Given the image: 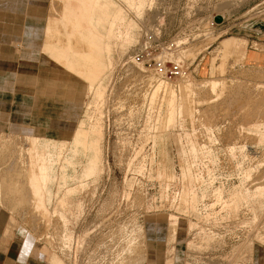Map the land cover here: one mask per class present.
Listing matches in <instances>:
<instances>
[{"label": "rangeland", "instance_id": "obj_1", "mask_svg": "<svg viewBox=\"0 0 264 264\" xmlns=\"http://www.w3.org/2000/svg\"><path fill=\"white\" fill-rule=\"evenodd\" d=\"M27 1L0 0V135L17 159L11 192L1 191L0 229L12 235L1 246L47 264H264V198L252 191L264 185V117L245 116L264 95V0H89L107 62L91 85L42 50L52 0ZM78 44L71 55L88 56ZM182 100L194 118L180 115ZM78 132L97 170L87 156L67 168ZM35 137L51 163L43 191L32 171L26 187L30 166L16 158L25 149L30 159ZM182 163L193 164L185 180ZM63 173L74 178L67 186Z\"/></svg>", "mask_w": 264, "mask_h": 264}, {"label": "bare ground", "instance_id": "obj_2", "mask_svg": "<svg viewBox=\"0 0 264 264\" xmlns=\"http://www.w3.org/2000/svg\"><path fill=\"white\" fill-rule=\"evenodd\" d=\"M130 1L131 0H128V2L130 3ZM27 2H29L30 3V5L31 6H34V3L36 4V3H38V0H29V1H27ZM149 2V1H148ZM126 3H127V0H126ZM134 3V2H133ZM143 3H145V2H143ZM28 4V3H27ZM91 2L89 3V0H52V2H51V5H50V11H51V13H49L50 14V17L52 18H50V20H52V22L54 23V24H57L58 23V20H62V21H64V22H66V23H71V24H73V23H78V25L79 26H82V27H84V28H86L87 26H89L90 24H91V20H92V18H91V11H92V7H91ZM130 4H132V3H130ZM128 5V4H127ZM136 5H137V3H136ZM139 5V4H138ZM142 5V4H141ZM39 6H42V5H39ZM131 6H133V5H131ZM141 7V6H140ZM143 7H146V6H143ZM137 9H138V6H137ZM142 9V8H141ZM144 9V8H143ZM139 10V9H138ZM49 11V12H50ZM135 11V10H134ZM36 16H37V14H35ZM117 16V15H116ZM118 17H119V15H118ZM97 19H99V18H97ZM115 19V18H114ZM152 19V18H151ZM149 20V19H148ZM117 21V20H116ZM115 21V22H116ZM122 21V20H121ZM154 21V20H153ZM153 21H152V23H153ZM96 22V21H95ZM114 22V21H113ZM141 23V22H140ZM147 23H148V21H147ZM71 24L69 25V26H71ZM118 25H120V24H118ZM128 25V24H127ZM116 26V25H115ZM55 27V26H54ZM65 27V26H64ZM117 27H119V26H117ZM123 29V28H122ZM57 30V29H56ZM55 30V31H56ZM115 30H117V29H115ZM71 31V30H70ZM75 31V30H74ZM51 34V33H50ZM111 34V33H110ZM113 34H115V33H113ZM72 37L75 39V42L77 43V42H79V43H81L82 42V39L85 37V35L84 34H72ZM116 36H114V38H115ZM113 38V37H112ZM84 39H86V37L84 38ZM72 41V40H71ZM239 41V40H238ZM241 41V40H240ZM243 42V41H242ZM228 44H224V46H223V48L224 49H227L226 51V53L227 54H232L233 53V51H234V48H235V43H236V40H233V39H231V40H229L228 42H227ZM228 45V46H227ZM67 46V45H66ZM230 48H231V50H230ZM107 49V48H106ZM73 50V48H72V45H70V47L67 49V53H63V54H59V56L58 57H55L56 59H58V60H60V62L62 63H65V64H67V68H69L70 70H73V69H75V65L73 64L75 61H71V59L72 58H74V59H76V56H77V54H75V55H71L72 53H71V51ZM87 50H89V49H87ZM238 50H240V48H238ZM109 52V51H108ZM237 52H239V51H237ZM236 52V53H237ZM108 54V53H107ZM245 54V53H244ZM233 55H235V54H233ZM71 56H72V58H71ZM236 56V55H235ZM242 53H241V56L239 57L240 58V60L242 59ZM245 56V55H244ZM235 58H237V56L235 57ZM238 58V59H239ZM87 59V62L88 63H90L91 61H90V58L88 57V58H86ZM109 63V62H108ZM79 64L80 65H82L83 67H88V66H86V64H85V62H79ZM108 66V65H107ZM260 70V69H259ZM258 70V71H259ZM260 74H262V73H260ZM89 76L92 78L91 79V81L93 80V79H95L97 76L96 75H94V74H90L89 73ZM212 81V80H211ZM181 83V82H180ZM212 83H214L213 81H212ZM158 85V84H157ZM159 86V85H158ZM165 86V85H164ZM173 88V87H172ZM178 88H180V87H178ZM187 88V87H186ZM212 90L210 91V92H212L214 89V87L212 88V86L210 87ZM217 88V87H216ZM258 88V87H257ZM256 88V89H257ZM264 88V87H263ZM262 88H260V90H261ZM164 90V89H163ZM186 90V89H185ZM158 91V88L156 87L155 89H154V91L151 93V97H150V99L152 98V100H153V97L156 95V92ZM162 91V90H161ZM225 91V90H224ZM254 92H256V91H254ZM259 92H262V90L261 91H259ZM171 93V92H170ZM256 93H258V92H256ZM263 93V92H262ZM212 94H213V92H212ZM221 94V93H220ZM220 94H218V96L220 95ZM255 94V93H254ZM261 93H259V95H260ZM160 95V94H159ZM237 95V94H236ZM258 95V96H259ZM171 96H172V94H171ZM188 96V95H187ZM261 96V95H260ZM262 96H264V95H262ZM261 96V98L260 99H257V103L255 102V104H254V106H252L253 107V110H252V108H251V112H247L248 113V115L247 114H245V116H249L251 113H252V115H250V116H253L252 118H257V119H259L258 121H260V119H262L263 117H264V97H262ZM220 97V96H219ZM173 98V97H172ZM149 99V100H150ZM170 99V98H169ZM189 99H190V97H189ZM210 99V98H209ZM216 99V98H215ZM214 99V100H215ZM173 100V99H172ZM213 100V101H214ZM219 100V99H218ZM228 100V99H227ZM248 100V99H247ZM151 101V100H150ZM179 101V100H178ZM210 101V100H209ZM216 101V100H215ZM166 102V101H165ZM170 102V101H169ZM172 102V101H171ZM171 102H170V104H171ZM199 102V101H198ZM227 102V101H226ZM230 101L228 100V103H229ZM249 102V101H248ZM152 103V102H151ZM167 103V102H166ZM165 103V104H166ZM175 103V102H174ZM184 100H182L181 102H180V105H179V112H180V115L183 117V116H190L191 118H194L193 116H192V111H191V109L189 110L188 108V105L189 104H187V107L186 108H184L185 106H184ZM189 103V102H188ZM211 103V102H210ZM213 103V102H212ZM186 104V103H185ZM152 105V104H151ZM176 105V104H175ZM175 105H173V106H175ZM208 105H209V102H208ZM207 105V106H208ZM178 106V105H177ZM228 107V106H227ZM167 108V107H166ZM173 109V108H172ZM246 109V108H245ZM250 109V108H249ZM249 109H248V111H249ZM194 110V109H193ZM208 110V109H207ZM215 110V109H214ZM222 110V109H221ZM168 111V110H167ZM171 111V110H170ZM217 111V110H216ZM174 112V111H173ZM195 113V112H194ZM250 113V114H249ZM173 114V113H172ZM178 115V114H177ZM194 115V114H193ZM166 116H167V112H166ZM208 116V115H207ZM164 117V116H163ZM172 117H175V116H173L172 115ZM179 117V116H178ZM189 117V118H190ZM195 117H196V115H195ZM165 118V117H164ZM168 119V121H170L171 120V117L169 116V117H167ZM177 119V118H176ZM181 119V118H180ZM183 119H184V117H183ZM182 119V120H183ZM251 119V118H250ZM173 120V119H172ZM191 120V119H190ZM185 121V120H184ZM193 121V120H192ZM191 121V122H192ZM173 122V121H172ZM194 122H196V121H194ZM262 122V121H261ZM182 123V122H181ZM193 123V122H192ZM191 123V124H192ZM165 124V123H164ZM169 124V123H168ZM167 123H166V126L168 125ZM170 124H172V123H170ZM170 127V126H169ZM209 128V127H208ZM168 129V128H167ZM211 131V130H210ZM193 132V131H192ZM212 132V131H211ZM194 134V133H193ZM230 135V134H229ZM78 136H79V138H80V140L79 141H74L72 144H71V147H70V159H68V161H69V164H68V166H67V168H71V169H73L74 170V167H76V164L78 163V165L80 166V162L81 161H78V158H83V157H85V156H87L88 157V162L90 163L89 165H91V166H94L95 168L94 169H96L97 170V164H98V160H99V156H97V152H95V151H93V150H91V149H89L88 147H86V143H87V140H86V134H85V132H78ZM253 138V137H252ZM190 141V140H189ZM193 141V140H192ZM11 144H12V141L7 137V136H1L0 135V153H1V151L4 153V154H2L3 156H1L2 157V159L3 160H5L6 162L4 163V164H6L4 167V169H2L1 170V168H0V201L2 200V189L4 190V191H10L11 189H10V185L13 183L12 182V175H11V171L14 169V165L16 164V163H9V161L11 160H13L14 159V157H13V155H14V153L12 154V150L14 149V147H11ZM18 145V144H17ZM198 146L197 145H195V142H191V147H190V152L191 153H193V159L195 160V159H197L198 158V155H197V151H199V149L197 148ZM28 148H29V153H30V159H28V160H26V162H25V159H24V155H25V149L23 150L22 148V150H19V152H18V156H16V158H18V162L21 160L22 161V164H23V166H25V165H28V166H30L29 168V170H27L28 172H25L26 173V177L24 178V180H23V182H25V185L27 184V178H28V176H32L31 175V171H32V174H33V178H34V184L35 185H37L39 188H41V190L43 191L44 189H45V187L47 186V184L50 182V180L52 179L51 178V175H50V167H51V163H49V162H47L46 160H45V158L43 159V158H41V155H44V151H41L40 152V150H39V148H38V139H37V137H35V138H33L31 141H30V143H29V145H28ZM15 150H13V152H14ZM202 151V150H201ZM91 155V156H90ZM60 157H61V155H59ZM183 156V155H182ZM20 159V160H19ZM3 160H1V161H3ZM15 160V159H14ZM17 160V159H16ZM16 160L14 161V162H16ZM193 160V161H194ZM20 161V162H21ZM8 162V163H7ZM17 162V163H18ZM20 164V163H19ZM57 164V163H56ZM18 165V164H17ZM193 165V164H192ZM192 165L191 166H189V165H187V164H185V163H182L181 164V171H182V176H183V178H184V180H185V176L186 175H189L190 174V169H192ZM21 166V165H20ZM90 166V167H91ZM89 167V170L90 171H86L85 173H83L81 176H82V178H84L85 177V175H88L89 173H91V171H92V167L90 168ZM3 168V167H2ZM19 168V167H18ZM28 168V167H27ZM24 170V169H23ZM15 172V171H14ZM21 173V172H20ZM22 173H23V171H22ZM69 173V172H68ZM71 173V172H70ZM197 173V172H196ZM16 174V173H15ZM23 175V174H22ZM18 176H19V171H18ZM88 177V176H87ZM60 178H62V180H63V183H64V186H67L68 184V181H70V180H72V179H74L72 176L71 177H67L66 176V174H64L63 173V175L60 177ZM199 178H200V176H199ZM13 179H15V177L13 178ZM21 179H23V178H19V179H16L15 181H17V182H19L20 184H21ZM260 179V178H259ZM76 180H77V177H76ZM168 180H169V178H168ZM14 181V182H15ZM82 181V180H81ZM253 181H255V180H253ZM258 181V180H257ZM22 182V183H23ZM67 182V183H66ZM17 183H15V185H16ZM29 184V183H28ZM27 184V185H28ZM258 184H260V183H258ZM258 184H256V185H258ZM18 185V184H17ZM27 185H26V187H27ZM21 186H23V185H21ZM20 186V187H21ZM260 186V185H259ZM256 187L255 188V190H252L253 191V193H254V195H257V196H259V197H262V198H264V185L263 186H261V187ZM17 187V186H16ZM33 187V186H32ZM167 187V186H166ZM15 188V187H14ZM19 188V187H18ZM23 188H25V187H23ZM29 189V191L30 192H28L29 194H31L29 197H31V199L32 200H34V202L31 200V202H33L34 204H33V206L35 207V209L36 210H38V211H40L41 209H42V202H39L37 199H38V193H37V191H36V189H30V187H28ZM16 189V188H15ZM19 190H21V189H19ZM25 190V189H24ZM23 190V191H24ZM4 191H3V194H4ZM14 192H15V190H13ZM16 191H17V189H16ZM23 191L21 190V192L23 193ZM167 191V190H166ZM246 191V190H245ZM11 192V191H10ZM70 192H72V190L70 191ZM250 192V191H249ZM18 193V192H17ZM68 193V192H67ZM73 193V192H72ZM7 194H8V192H7ZM11 194H13V193H11ZM19 194V193H18ZM6 195V194H5ZM5 195H3V196H5ZM27 195V194H26ZM69 195V194H68ZM72 195V194H71ZM9 196V195H8ZM11 196V195H10ZM21 196V195H20ZM25 196V195H24ZM141 196V195H140ZM28 197V198H29ZM5 198V197H4ZM13 198V197H12ZM17 198V197H16ZM11 199V198H10ZM190 199V198H189ZM216 199V198H215ZM9 200V199H8ZM19 200V199H18ZM22 200V199H21ZM29 200V201H30ZM250 200V199H249ZM7 201V200H6ZM11 201V200H10ZM14 201H15V199H14ZM26 201V200H25ZM219 201V200H218ZM190 202V201H189ZM3 203V202H2ZM14 203V202H13ZM10 204V203H9ZM11 204H12V202H11ZM23 204H25V203H23ZM79 204V203H78ZM185 204V203H184ZM183 204V205H184ZM5 205V204H4ZM19 205H20V203H19ZM27 205V204H26ZM60 205V204H59ZM13 206V205H12ZM21 206H22V204H21ZM30 206V205H29ZM28 206V207H29ZM32 206V207H33ZM64 206V205H63ZM3 207V206H2ZM18 207V206H17ZM29 208H31V207H29ZM185 209V208H184ZM263 209V208H262ZM9 210V209H8ZM10 210H12V208L10 209ZM31 210H32V208H31ZM5 212V211H4ZM32 212V211H31ZM46 212V211H45ZM33 213H35V212H33ZM59 213V212H58ZM65 215V214H64ZM35 217V216H34ZM58 217V216H57ZM61 217V216H60ZM173 219V218H172ZM174 220H175V218H174ZM64 222H66V221H64ZM41 226V225H40ZM35 227V226H34ZM65 227V226H64ZM28 239V241L27 242H25V244H26V246H28V243H30V238H27ZM66 242V241H65ZM138 245V244H137ZM30 246V245H29ZM48 247V246H47ZM27 248V247H26ZM50 248V247H49ZM23 249V248H22ZM51 251V250H50ZM30 253V252H29ZM19 254V253H18ZM27 259V258H26ZM49 260V259H48ZM51 262L52 263H54V264H64L63 263V261L60 259V258H58V257H53V259L51 260Z\"/></svg>", "mask_w": 264, "mask_h": 264}, {"label": "crops", "instance_id": "obj_3", "mask_svg": "<svg viewBox=\"0 0 264 264\" xmlns=\"http://www.w3.org/2000/svg\"><path fill=\"white\" fill-rule=\"evenodd\" d=\"M121 19H122V16H121ZM48 22H49L48 27L46 28L47 42L43 46L42 50L48 56L49 61L52 62L55 66L58 65L57 67L63 72H66L68 74L75 73V74L80 75L82 79L84 80V82L88 85L95 84L94 82L101 80L103 74L105 73V66L107 63L104 61V58H103L104 56L103 46H104V40H105L104 39L105 33L101 34L99 32V30L103 31V28H104V27H100L101 22H102L101 17H99L96 14L93 15L92 17L91 23L94 27L98 26L96 29L84 28L82 26H79L78 23L71 24V23H66L62 20H58L57 24H54L52 20L50 19ZM70 24L71 26H69ZM72 34H84L85 35L86 39H84L85 38L84 37L82 39V42L78 44L79 45L78 47L83 48L84 50L89 49L88 50L89 55L88 56H78L77 55L76 59L72 58L71 61H75L73 63L75 65V69L70 70V69H66L60 66L57 62H55L56 61L55 57H58L59 54L67 53V49L70 47V45L75 44V39L72 37ZM88 57L90 58V61H91L90 63L87 62L86 58ZM258 57L259 56L257 54L247 55V53L245 56L246 61L252 62L253 64H255ZM79 62L80 63L85 62L86 66L88 67L87 68L83 67L82 65L79 64ZM89 73L94 74L97 77L91 81L92 78L89 76ZM11 239H12V235H10V237L5 238L0 229V264H47V263H43L42 261L36 260L35 258L26 257V256L25 258L20 259L18 255H15L14 250L12 251L11 249L13 245L12 243H9L8 246H1L3 245V243Z\"/></svg>", "mask_w": 264, "mask_h": 264}, {"label": "built area", "instance_id": "obj_4", "mask_svg": "<svg viewBox=\"0 0 264 264\" xmlns=\"http://www.w3.org/2000/svg\"><path fill=\"white\" fill-rule=\"evenodd\" d=\"M169 72L171 75H178L179 74L178 66L174 65Z\"/></svg>", "mask_w": 264, "mask_h": 264}, {"label": "water", "instance_id": "obj_5", "mask_svg": "<svg viewBox=\"0 0 264 264\" xmlns=\"http://www.w3.org/2000/svg\"><path fill=\"white\" fill-rule=\"evenodd\" d=\"M215 21H216L217 23H220V22H221V17L217 16V17L215 18Z\"/></svg>", "mask_w": 264, "mask_h": 264}]
</instances>
